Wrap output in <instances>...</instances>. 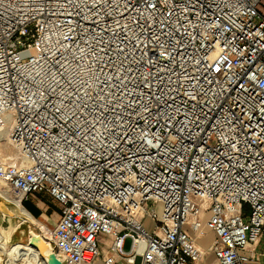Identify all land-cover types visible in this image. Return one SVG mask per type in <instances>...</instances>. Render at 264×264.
I'll use <instances>...</instances> for the list:
<instances>
[{"label": "built area", "instance_id": "obj_1", "mask_svg": "<svg viewBox=\"0 0 264 264\" xmlns=\"http://www.w3.org/2000/svg\"><path fill=\"white\" fill-rule=\"evenodd\" d=\"M4 130L66 264H264V0H0Z\"/></svg>", "mask_w": 264, "mask_h": 264}, {"label": "rangeland", "instance_id": "obj_2", "mask_svg": "<svg viewBox=\"0 0 264 264\" xmlns=\"http://www.w3.org/2000/svg\"><path fill=\"white\" fill-rule=\"evenodd\" d=\"M7 135H3L0 134V160L2 158H15L18 155L17 150L14 148L13 145H11V143L9 142V140L7 139ZM0 186L5 189L6 191L4 192L2 189H0V199L1 198H6L7 196H9L8 200H11L10 197H13L12 192L10 191V189L8 188V186L0 181ZM3 192V193H2ZM4 195V196H3ZM14 199H18L14 198ZM11 202H13L11 200ZM31 203L36 204L39 207H42L43 210L42 212H34V210H32V206ZM8 207L10 208V210L13 212V216H7L6 219H3V212H0V219H3V231H11V229L15 228L16 226V230L13 232V235L11 236V239L8 242V245H12L13 243L16 242H25L28 239V232L29 230H33L34 232H38V228L35 226L34 224H32L31 222H24L23 221V215H20L19 212H17V207L12 204H8ZM23 206L27 209V211L31 214L32 218L35 221V224H40V225H46L48 227H52L56 224L59 215H60V204L57 203L55 200H53L48 194L46 193H35L32 194L28 200H26L23 203ZM147 207H150V204L147 205ZM18 213L20 216H18ZM17 216H16V215ZM144 226L147 230H152L154 222L150 217H147L144 220ZM12 224V225H11ZM39 225V226H40ZM6 237H9L8 235H6ZM212 237L209 236L203 243L208 244L211 241ZM99 240L101 242V246L102 249H107L110 242H111V237L108 234H103L100 235ZM130 246V240L127 239L124 245V249L127 250L129 249ZM213 256V255H212ZM205 257V256H204ZM203 257L202 260L203 264H216V262L210 261L209 258L205 259ZM199 263V262H198ZM0 264H5V261H1Z\"/></svg>", "mask_w": 264, "mask_h": 264}, {"label": "bare ground", "instance_id": "obj_3", "mask_svg": "<svg viewBox=\"0 0 264 264\" xmlns=\"http://www.w3.org/2000/svg\"><path fill=\"white\" fill-rule=\"evenodd\" d=\"M0 134L7 135V131L4 130ZM0 189H2L4 192L6 191L1 186H0ZM8 197L9 196H7L6 198H8ZM6 198H2V199L8 200ZM11 200L13 201L14 205L17 207L16 208L17 212H19L20 215L30 216L29 212L26 210V208L24 206H22V204L20 203V198H18V199L12 198ZM11 210L8 207V205L5 203V201L0 199V212L4 213L3 219H6L7 216H10V217L13 216V212ZM16 214H18V213H16ZM5 215H7V216H5ZM20 215L18 214V216H20ZM3 219L2 218L0 219V263L7 256H9L8 257V259H9V258H12L13 255H15L17 253V254L21 255V259L20 258L19 259L22 262H24L25 264H47V262H45L43 260V258L40 256L39 251L37 249H35L34 247L30 246L29 244L25 243V242L20 241V242L13 243L10 246L8 245V242L11 239V236L13 235V232L16 230L17 226L15 228L11 229V231L10 230L9 231H3V228H5V227H3ZM41 227L46 233L45 226L43 225ZM6 235H8L9 237H6ZM40 244H43L45 246V249L42 251V253H49L50 248L47 246V244L43 240L40 241ZM37 257L39 258V260L37 259ZM9 264H13V263H9Z\"/></svg>", "mask_w": 264, "mask_h": 264}, {"label": "water", "instance_id": "obj_4", "mask_svg": "<svg viewBox=\"0 0 264 264\" xmlns=\"http://www.w3.org/2000/svg\"><path fill=\"white\" fill-rule=\"evenodd\" d=\"M1 200L5 201L7 204H12L11 200H4L1 198ZM23 221L24 222H31L34 224V227L36 226L38 228V232H34L33 230H29L28 232V239L25 241V243L29 244L30 246L34 247L37 249L40 253V256L43 258L47 264H66L61 257L57 253L56 246L54 243L45 236L43 233L41 227L38 224H35L34 219L31 216H23ZM43 240L47 246L50 248L49 253H42V251L45 249V246L43 244H40V241Z\"/></svg>", "mask_w": 264, "mask_h": 264}, {"label": "crops", "instance_id": "obj_5", "mask_svg": "<svg viewBox=\"0 0 264 264\" xmlns=\"http://www.w3.org/2000/svg\"><path fill=\"white\" fill-rule=\"evenodd\" d=\"M31 206H32V210H34V212H42V210H43L42 207H39V206H37V205L34 204V203H31ZM26 210H27V209H26ZM211 237H212V235H211ZM206 239H207V238H206ZM206 239L200 241L201 245H202L204 248H206V247L209 245V243H210V242H209L208 244L203 243ZM101 250H102L103 253L106 252V249H102V246H101ZM204 258H205V259L209 258L210 261H213V260H214V257L212 256L211 253H206V255H205ZM203 261H204V260H203ZM203 261H202L200 264H203ZM94 264H104L102 257L97 258ZM117 264H126V263H125V262H119V263H117Z\"/></svg>", "mask_w": 264, "mask_h": 264}]
</instances>
